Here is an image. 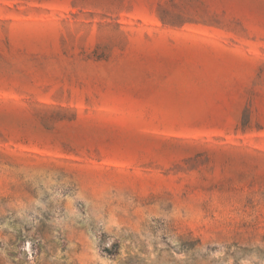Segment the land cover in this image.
Returning a JSON list of instances; mask_svg holds the SVG:
<instances>
[{"label":"rangeland","instance_id":"rangeland-1","mask_svg":"<svg viewBox=\"0 0 264 264\" xmlns=\"http://www.w3.org/2000/svg\"><path fill=\"white\" fill-rule=\"evenodd\" d=\"M0 264H264V0H0Z\"/></svg>","mask_w":264,"mask_h":264}]
</instances>
